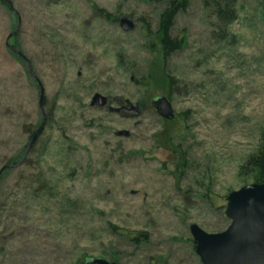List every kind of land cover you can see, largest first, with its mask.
I'll list each match as a JSON object with an SVG mask.
<instances>
[{
  "label": "rangeland",
  "instance_id": "374dc122",
  "mask_svg": "<svg viewBox=\"0 0 264 264\" xmlns=\"http://www.w3.org/2000/svg\"><path fill=\"white\" fill-rule=\"evenodd\" d=\"M170 1L0 0V168L19 156L0 178V264H202L189 225L228 227L226 196L253 183L240 166L264 129V0H237L220 42L201 0H186L171 29L182 47L163 61L156 27ZM16 26L8 42L22 57L5 44ZM166 73L173 122L150 104ZM40 87L46 123L19 163ZM124 100L137 115L108 111ZM38 171L48 187L29 182Z\"/></svg>",
  "mask_w": 264,
  "mask_h": 264
},
{
  "label": "water",
  "instance_id": "95a60500",
  "mask_svg": "<svg viewBox=\"0 0 264 264\" xmlns=\"http://www.w3.org/2000/svg\"><path fill=\"white\" fill-rule=\"evenodd\" d=\"M8 1V0H5ZM118 24L124 32L135 29L136 23L126 15L118 17ZM16 26L6 37L5 44L17 56L22 57L19 50L11 46L9 38L15 34ZM37 84L39 81L37 80ZM42 87L39 88L38 107L42 114V120L34 131L30 142L24 152L23 159L29 149L40 135L46 123L43 110ZM151 107L159 117L165 120H173L175 112L170 100L166 96H156L150 101ZM130 106L127 109V106ZM136 111L137 105L133 106L128 100L119 107L108 106L109 112L120 114L121 110ZM134 115H137L135 112ZM118 135L127 136V131H119ZM15 165H5L0 168V178L5 168ZM224 215L230 220L228 227L217 233H207L197 224L189 225V233L192 239V249L197 254L202 264H264V182L250 183L241 186L237 190L229 192L226 196ZM83 264H115L101 257L87 258Z\"/></svg>",
  "mask_w": 264,
  "mask_h": 264
},
{
  "label": "trees",
  "instance_id": "16d2710c",
  "mask_svg": "<svg viewBox=\"0 0 264 264\" xmlns=\"http://www.w3.org/2000/svg\"><path fill=\"white\" fill-rule=\"evenodd\" d=\"M236 2L237 0H201V4L203 9L206 11L207 16H210L214 20L212 35L216 41H226L231 38V34L228 30V27L233 24L237 20V10H236ZM186 8V0H171L170 3L162 10L157 19V27H156V37H157V47L160 52V57L163 61H166L168 57H170L173 53L178 51L182 47V42L175 37H172L171 29L173 27L174 20L179 11L184 10ZM149 26L145 25V30L149 31ZM14 37V36H13ZM155 45V44H154ZM155 45V46H156ZM165 85L166 92L165 96L170 100L171 90L175 86V79L166 73L165 76ZM37 84V83H36ZM43 104L45 101L43 100ZM165 122H173L163 120ZM35 129H28L29 138L33 135ZM42 133V132H41ZM40 133V134H41ZM40 136V135H39ZM38 136V137H39ZM160 137V136H159ZM38 141V138L36 142ZM159 144V139L156 140ZM165 142L173 145L171 142L170 136L169 139H165ZM174 150H177L174 146H172ZM60 148H58V155L60 153ZM176 152V151H175ZM19 157V156H18ZM18 157L11 158L7 164L16 163L18 161ZM182 158H179L178 163L182 164ZM25 161V164H28ZM11 168L4 169L2 172L3 177L10 172ZM241 173H250L253 175L254 183H263L264 182V129L260 132L258 138V144L254 151L247 154L244 158L243 164L240 166ZM30 183H35L39 187H48L47 181L43 176L41 171L33 174L30 178ZM47 183V184H46ZM114 233L119 236H123L132 242L135 246L140 245L144 240L147 239V233L140 231H126L119 227L113 226ZM87 257L84 258V261ZM115 261L116 259L113 258ZM84 261L81 263L83 264ZM116 264V261H115Z\"/></svg>",
  "mask_w": 264,
  "mask_h": 264
},
{
  "label": "flooded vegetation",
  "instance_id": "af4514ba",
  "mask_svg": "<svg viewBox=\"0 0 264 264\" xmlns=\"http://www.w3.org/2000/svg\"><path fill=\"white\" fill-rule=\"evenodd\" d=\"M2 1H5V0H2ZM117 102H118V101H117ZM118 104L122 105L121 102H119ZM125 112H127V113H125ZM123 113L128 114V113H129V110H126V109L123 110V109H122V110L120 111V114H123Z\"/></svg>",
  "mask_w": 264,
  "mask_h": 264
}]
</instances>
